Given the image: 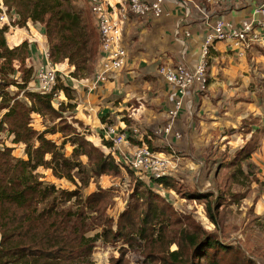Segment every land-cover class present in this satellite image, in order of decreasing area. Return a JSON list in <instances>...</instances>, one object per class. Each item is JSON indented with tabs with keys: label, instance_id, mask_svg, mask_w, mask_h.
Listing matches in <instances>:
<instances>
[{
	"label": "trees",
	"instance_id": "trees-1",
	"mask_svg": "<svg viewBox=\"0 0 264 264\" xmlns=\"http://www.w3.org/2000/svg\"><path fill=\"white\" fill-rule=\"evenodd\" d=\"M2 1L7 11L18 19L20 28L33 33L38 28L43 30L44 47L50 61L58 67L64 62L72 67L73 71L68 74L71 79L79 80L93 62H99L100 38L89 9V17H85L72 0ZM86 6L88 8L87 3ZM10 32L6 26L0 28V264H91L90 255L98 237L105 241L127 238L130 245L134 238L141 239L147 250L146 257L152 258V264H219L217 250H227L228 246L209 232L210 226H217V214L222 204L217 194L197 188L185 190L172 175L142 179L129 167L119 166L110 154L83 137L70 141L73 151L71 157H67L65 143L58 146L47 137L59 132L58 129L52 127L36 132L31 128L32 114L47 113L58 117L64 110L54 105L51 95L28 90L36 69L30 62L31 42L23 39L17 45L9 46ZM11 76L14 79H10ZM62 78L55 91L73 99L74 86L79 85L65 76ZM11 85L23 92V101L1 91V86L4 89ZM130 133L127 131L128 140L134 142ZM1 136L8 138L11 145L6 146ZM100 138L103 149L108 148L110 143L104 141L102 133ZM145 140L150 150H155L149 140ZM16 146H23V149L14 156ZM242 153H236L238 174L246 176L247 182L253 177L252 182L258 185L257 197L264 196V184L253 173L252 164L247 162L249 155ZM79 155L93 160L95 177L119 176L124 169L132 182L128 187L129 201L114 221L115 229L106 218L110 205L108 193L97 189L85 197L80 194L81 187L74 181L73 174L81 168L80 163L73 160ZM39 168L50 170L57 180L69 181L75 189H61L43 181L37 172ZM79 182L87 186L83 179ZM157 189L176 193L193 203H202L200 206L204 208L209 226L197 224L192 211H175L171 199L164 198ZM243 198H237L235 202ZM73 199L95 214L101 224L99 235L86 237L75 213L58 208L59 203ZM245 205H240L239 211H243ZM172 245L175 249L170 251ZM114 264H127L123 254Z\"/></svg>",
	"mask_w": 264,
	"mask_h": 264
},
{
	"label": "crops",
	"instance_id": "crops-1",
	"mask_svg": "<svg viewBox=\"0 0 264 264\" xmlns=\"http://www.w3.org/2000/svg\"><path fill=\"white\" fill-rule=\"evenodd\" d=\"M258 1L259 0H236L235 5L226 11L221 10L218 6L204 5V8L215 17L223 18L238 24L241 20L250 16L252 9ZM172 5L173 4H167L165 7V9H167L166 11L170 10L169 6ZM138 21L139 19H134L133 23L136 24ZM176 21L177 19L173 20V23L166 24L165 26L161 25L163 30L160 28L158 32L162 39L166 41H168L167 37L173 34L180 45V49L179 47H174V53H176V50L178 53L183 45H187L185 55L186 64L188 67L193 68L198 61L208 28L204 25L203 16L194 10L189 16L178 20L177 28L174 29ZM180 27H182V34L179 32L176 35L175 32L177 29L180 31ZM124 29L122 34L125 40ZM168 32H170V34H168ZM184 33H188V37H186ZM25 34H32L35 41L39 42L31 43L30 45L31 63L36 67L43 63L41 53V49L45 48L43 30L38 28L36 33L25 30ZM16 37L19 39L18 41H16ZM23 39H26V36L21 34L18 36L14 34L11 40L8 37V41L13 44L12 46L17 45ZM170 43L171 42H169V44ZM228 45L229 41H216L210 46L207 59V74L209 73V66L212 61L211 53H214L215 55L213 56L218 60L219 58L223 60V57L227 56L231 59L241 60L240 62H242V64L239 71L242 70L245 74L243 79L247 78V76L249 78V74H252L260 87L257 84L255 90H251V88L243 89L244 87L241 85L234 86L232 84L234 82L233 77L236 76L238 72H233V75L225 78V80L221 82L220 87L214 91H207V87L203 90L196 88L195 93L185 99L183 103V108L185 109L184 118L176 124V130H173L174 132H179L181 135L179 139L182 141L177 144V147L174 146L175 140L169 137L170 134L161 137L153 135L155 129L163 128L166 125V113L172 105L173 91L157 72L152 71V66H150L152 63H146L144 65L140 62L139 64H133L132 67L126 61L124 67L127 66L126 68L129 69L123 73L117 74L114 79H112V76L110 80L99 85L97 89L93 91H89L87 86H85L89 79H79L82 81V84H78L79 86L77 87L74 86V90L79 101L77 104L78 108L89 112L87 114L83 113V118L81 116L83 124L90 126L89 129L92 136L89 138L91 140L94 139L93 141L97 142L95 144H98L99 141H101V128L106 124H112L118 128H125L126 131H131L130 136H132L131 138L134 141L130 142L129 146L124 147V152L127 155L130 156L135 148L141 143L146 142L145 139L147 138L155 151L164 153L165 155H176L179 158L175 169L169 175L176 177V179L180 181L181 186L186 183L184 179L190 181L194 173L198 172L199 176L203 174L204 181L202 180L201 183L198 181L195 184L196 188L200 191H212L213 193H215V190H213L212 185L210 182H207L206 179L212 173H214L215 176L219 173L218 167L221 162L218 165L219 160L217 159L219 156L216 159H211L205 156V154L209 153H205L204 151L206 148H209L210 144H215L217 140H219L221 144H218L221 149L219 155L222 154L226 159H229L231 150L229 151L228 149L231 146L233 148L237 147L236 150L238 149V151H243L242 154H248L249 158L247 162L252 164L254 169L253 173L258 175L261 182L264 175V81L262 80V78H264V73L262 74L263 77H261V73L264 71V41L262 43L252 44L251 48L246 51L242 57L228 51ZM255 49L259 50V54H255ZM193 50L195 51L193 52ZM174 56L175 54H173V57ZM175 58L176 56L174 60ZM136 66L139 67L135 69ZM61 67L66 68L67 74H65V77L68 78V74L73 71V68L69 67L66 62H64ZM137 71L140 72L139 75H137ZM91 74L93 77L94 70ZM144 81L147 83L142 86ZM140 91H143L144 95L151 102V108L142 109L145 97L139 95ZM241 94H243L245 98H242ZM205 99H208L206 104H204ZM130 100L140 102L139 109L130 110V108H132V106L129 105ZM76 114L79 117V114ZM152 114L156 116V119L152 117ZM148 117H152V121ZM125 118H130L131 122L125 124ZM226 119L231 121L228 125H225L226 122H228ZM107 121L111 123H107ZM133 129H136L135 133L132 132ZM259 130V144L251 147L249 141L252 139L253 134ZM239 131H243L244 135ZM213 132L216 135L215 137L212 136ZM94 134H96V136H94ZM232 141L234 142L232 143ZM230 143L232 144L228 147ZM191 145L193 146L192 149ZM185 146H188L190 150L189 153L194 156V158H191L190 162H185V158L182 155V153H185ZM192 150H194V154ZM210 165H212V167H210ZM196 169H198L197 172ZM248 186H250L251 189L246 201L251 205L252 210L254 207L257 214H263L264 196L257 197L258 194H256L255 190L258 188V185L255 182L249 183ZM174 198L176 197L174 196L171 201H173L172 205L174 206V210L177 211L176 207L182 203L179 202L180 199ZM181 201L184 200L181 199ZM248 203L246 202L245 204L248 206ZM198 207L201 210L203 209L202 206Z\"/></svg>",
	"mask_w": 264,
	"mask_h": 264
},
{
	"label": "rangeland",
	"instance_id": "rangeland-1",
	"mask_svg": "<svg viewBox=\"0 0 264 264\" xmlns=\"http://www.w3.org/2000/svg\"><path fill=\"white\" fill-rule=\"evenodd\" d=\"M72 3L82 10V13L85 17H89L88 14V8L86 6V3L84 0H72ZM65 8H67L65 6ZM169 9L167 11V14H164L159 19H153L150 22H146L143 20H139V26L138 22L135 24L133 23V20L135 18H130L127 25L124 29V38L126 47L128 49V59L127 62L130 66L133 67V64H146V63H152L151 69L152 71L157 72L158 66L165 62H172L175 63L177 60V57L179 55V51L177 53H174L175 50L174 47H179L180 45L177 42V40L174 38L173 34L169 35L167 37V40H163L162 37L159 34V30L162 26H165L166 24L173 23V20L177 19L175 22V28H177L178 20L184 19V17H187L186 12L183 9V6L178 5H172L169 6ZM91 15V14H90ZM10 16H12L10 14ZM12 20V17H11ZM13 23V29L10 30L11 34L9 36V39L11 40V37L16 34L24 35L25 30L20 28L18 19L12 20ZM8 32V31H7ZM16 32V33H15ZM171 32V31H170ZM168 32V34H170ZM180 32L182 34V27H180ZM18 33V34H17ZM17 38V37H16ZM19 39L17 38L16 41ZM169 42H171L169 44ZM9 46H12L13 44L8 42ZM195 50H193L194 52ZM255 54H259V50L255 49ZM254 53V52H253ZM173 54H175L176 58L174 60ZM233 54V53H232ZM212 55V61L209 66V73H208V80H207V91H214L215 89L219 88L221 85V82L225 80V78H228V76L233 75V72H238L236 76L233 77L234 82L232 83L234 86L241 85L244 87L243 89L251 88V90H255L256 85L258 84L257 80L252 76V74H249L250 77L243 79V76L245 74L243 71H239V68H241L242 62L241 60L237 59H231L230 57L224 56L223 60H219L213 56L214 53H211ZM227 55V54H226ZM30 61V60H29ZM31 62V61H30ZM93 65H90V68L84 71L81 78H87L91 79L92 74L91 71L95 69L97 66V63L93 62ZM240 63V65H239ZM126 65V64H125ZM58 68V84L62 81V77L67 74L65 67H57ZM92 67V68H91ZM127 67V66H126ZM123 67L119 72L112 75L114 77L119 74L125 72L127 69ZM139 66H136L135 69H137ZM243 68V67H242ZM253 68V67H249ZM261 71V70H260ZM264 71L261 73V77ZM140 72L137 71V75H139ZM211 75V76H210ZM59 77H61L59 79ZM79 78V79H81ZM10 79H14L13 76L10 77ZM111 79V78H110ZM109 79V80H110ZM151 80V79H150ZM264 81V78H262ZM147 82L144 81L142 86H144ZM56 85V86H57ZM259 85V84H258ZM32 85L28 87V90H31ZM260 87V85H259ZM209 88V89H208ZM1 91L4 90V92H8L9 95H15V100L23 101L22 91H18V89L14 86H7L3 89V86H1ZM259 89V88H258ZM206 91V92H207ZM264 91V90H263ZM140 96H144V104L142 105V109H148L152 107L151 102L149 99L144 95L143 91H140ZM215 95V94H214ZM242 98L243 94H241ZM211 97V96H210ZM66 102H62L61 110H64L61 115H58V117L51 116L47 113L38 114H32L31 120H30V126L31 128L36 132H42L47 129H51L52 127H55L59 130L54 135H47L49 139H52L58 146H61L63 144L64 147V153L67 157H71V153L73 151V146L70 143L75 138H84L86 141H91L96 145L97 147H100L105 152V149L101 146V141H99L98 144H95L97 142L91 140L89 137L92 136V133L90 132L89 127L83 124V121L81 120V116L83 118V113L87 114L89 112L80 110L78 108V99L76 97V94H73V99H68L66 96ZM212 98V97H211ZM1 101V98H0ZM206 101L208 99H205L204 104H206ZM12 103V101H10ZM132 103V104H131ZM140 102H134L133 100H130L129 105L132 106L130 110L132 109H139ZM204 107V106H203ZM78 109V110H77ZM129 110V111H130ZM79 114V117L77 114ZM185 115V109H181L178 112V116L175 121V126L173 130H176V124L183 120ZM152 117L156 116L152 114ZM152 117H148L152 121ZM228 121V119H226ZM110 121H107V123ZM131 122L130 118H125V124H128ZM229 122H226L225 125H228ZM111 123V122H110ZM237 123V122H236ZM90 125V122H89ZM144 125V124H143ZM129 126V125H127ZM261 130V128H260ZM256 132L253 134L252 139H250L249 143H251V147H254L259 144L260 137L259 132ZM233 131V130H231ZM227 132V131H226ZM225 132V133H226ZM244 135L243 131H239ZM96 136V134H94ZM167 136V135H166ZM212 136H216L214 132L212 133ZM4 140V144L6 146H10L11 143L5 136H1ZM169 137H172L175 140V147H177V144L181 143V139L174 138V131L170 134ZM88 139V140H87ZM101 140V138H100ZM234 141H232L233 143ZM228 146L230 147L231 144ZM216 144V145H215ZM215 144H210L209 148L205 149V156L209 158L216 159L218 156V172L215 176L214 173H212L207 179V182H210L212 185L213 190H215L214 195L217 194L218 197H220V202L222 203L219 212L217 214V226L212 227V230L209 231L210 233L216 235V237L219 238L222 244L228 246L227 250L218 249L217 250V257L219 259V264H264V260L261 257H264V213L263 214H257L255 212V209L246 201L248 198V195L250 193V186L248 184L253 180V177L247 182V180L244 178L246 176L239 175L236 164L238 163V159L236 158V153L238 149L233 148L232 146L228 149L231 150V153L229 154L230 158L226 159L225 156H222V154L219 155V151L221 150L219 148L220 142L217 140ZM219 144V145H218ZM20 147V148H19ZM191 145V149H192ZM13 150V155L17 156L18 153L20 154V150L23 149V146H16ZM226 150V151H228ZM188 146H185V153H182V155L185 158V162H190L191 158H194L189 153ZM194 154V150H192ZM234 154V155H233ZM24 158V155H21ZM212 156V157H211ZM73 160L80 163L81 168L79 172H73L74 174V181H76L77 185H79L80 188V194L82 197H85L86 194H89L97 189H101L108 193V199L110 202V205L107 207L106 211V218L110 219V226H112L113 229H115V223L114 221L117 220V216L121 211L125 208L127 202L129 201V190L128 187L132 185V182L128 178L126 171L124 169H121V174L119 176H112L108 174H104L98 177H95L93 174V160L89 159L86 155H79L73 158ZM212 167V165H210ZM209 167V168H210ZM211 169V168H210ZM198 169H196V172ZM213 171V170H212ZM39 173L41 179L45 182L53 183L57 185L58 188L61 189H67V190H73L75 189V185L70 183L69 181L65 179L57 180L52 177L51 171L47 169L39 168L37 170ZM246 175V174H245ZM252 175V173H251ZM83 179V183H87V186H82L80 184L79 180ZM204 181L203 174H200V176L197 173H194V175L191 177L190 181L184 179L186 183L182 184V188L188 191H193L196 189V183L199 181L200 183ZM101 183V184H100ZM180 183V181H179ZM91 185V186H90ZM184 185V186H183ZM189 186V187H188ZM158 193H160L164 198L173 199L170 195H174L177 199H180L179 202L182 203L178 207H176L178 212L183 211H192L193 218L197 224H202L204 227H208V219L206 216V213L204 211V208L201 210L198 206L201 204L198 202L193 203L192 201L184 200L181 201V197L178 194H171L165 189H157ZM183 191V190H182ZM258 189L255 190L257 193ZM244 197L241 201L235 202L237 198ZM174 198V199H176ZM178 202V201H177ZM248 203V206L245 205L243 207V211H239L240 205ZM173 203V201H172ZM197 203V204H196ZM41 207H44V205H41ZM174 207V206H173ZM59 209H70L73 213H75V218L78 221V224L82 230V232L85 234L86 237H92L94 235H99L101 232V224L97 221L95 218V214L93 212H88V210H85L81 203L76 202L74 199L71 200L68 203H59L58 205ZM181 210V211H180ZM204 218H203V217ZM157 229V226H156ZM135 240L132 241V244L130 245L127 238H119L115 240H102V238L98 237V240L94 243L91 255H90V262L91 264H114L115 261L119 258L121 254H123L124 261L127 262V264H152L151 260L152 258H147L146 253L147 250L145 249V243L141 239L134 238ZM175 246L172 245L169 247V250H174ZM157 255H159L158 252H155ZM155 264V263H154Z\"/></svg>",
	"mask_w": 264,
	"mask_h": 264
},
{
	"label": "built area",
	"instance_id": "built-area-1",
	"mask_svg": "<svg viewBox=\"0 0 264 264\" xmlns=\"http://www.w3.org/2000/svg\"><path fill=\"white\" fill-rule=\"evenodd\" d=\"M85 2L100 38L99 62L94 69L92 79L85 84L89 91L96 90L99 85L106 83L112 75L125 66L128 49L122 33L130 18L146 22L159 19L167 14L165 9L167 4L182 5L188 16L193 10L203 16L208 32L195 66L190 68L186 64L187 45L182 46L175 63L165 62L158 66L157 74L173 91V101L166 113V125L154 130L153 135L157 137L171 134L185 99L195 93L196 88L203 90L207 87V59L212 44L216 41H229L228 51L242 57L252 44L264 41V0H259L250 16L238 24L215 17L204 8V5L218 6L226 11L235 5L236 0H85ZM11 17L12 20L17 19L10 16L3 1L0 0V28L6 26L8 30H12ZM179 32L177 29L175 34ZM184 35L188 37V33ZM24 36L31 43H39L32 34H24ZM41 53L43 63L36 66L31 90L51 95L54 105L61 106L62 102H66V98L62 92L55 91L59 71L50 61L49 53L45 48L41 49ZM71 80L76 84H82L80 80ZM132 132L135 133L136 129ZM101 133L104 141L110 143V146L105 148V152L110 154L119 166L129 167L142 179L148 177L159 179L168 176L179 160L176 155H165L150 150L146 142L141 143L129 156L124 152V147L130 145L125 128L106 124L102 126ZM174 137L179 139L181 135L179 132H174ZM261 183L264 184V175Z\"/></svg>",
	"mask_w": 264,
	"mask_h": 264
}]
</instances>
